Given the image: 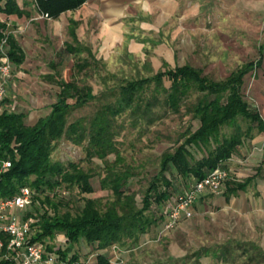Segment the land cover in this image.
Masks as SVG:
<instances>
[{"label": "trees", "instance_id": "16d2710c", "mask_svg": "<svg viewBox=\"0 0 264 264\" xmlns=\"http://www.w3.org/2000/svg\"><path fill=\"white\" fill-rule=\"evenodd\" d=\"M23 2L24 5L32 4L38 12L58 17L64 11L79 8L86 0ZM0 13L22 15L26 10L21 8L18 0H0ZM6 26V20L0 17V41L1 29ZM9 44L12 62L21 64L25 57L22 47L11 35ZM67 50L76 55L82 51L80 47L71 45H67ZM259 50V62L250 61L224 79H211L203 73L202 68L190 63L173 67L164 62L154 75L127 80L116 89L104 90L100 95L93 91L91 85L80 83L74 73L69 80L58 75L55 79L60 87L57 100L50 112L34 124L26 121L25 112L11 110L5 97L4 108L0 113V158L11 159V166L0 174V199L12 196L21 187L28 186L33 191L31 208L35 197L62 183L69 187L76 185L83 192H92V175L79 162L53 159L56 142L65 137L82 145L88 158L96 156L108 161L107 156L116 152L117 163L122 158L117 137L123 127L117 120L118 116L128 112L132 122L141 119L153 121L155 107L159 104L172 112H180L183 106L186 107V112L191 113L199 124L194 129L190 124L185 138L172 150L163 152L159 170L145 189L140 202L134 193L129 192L127 172L111 170L110 167L101 179V185L113 191L114 199L106 205L105 210L97 207L96 199L86 197L82 209L75 214L70 211L59 213L58 209L53 214L48 213L47 209L34 213L27 208L20 212L23 217L36 218L32 224L33 241L44 242L46 238L51 239L58 234H63L67 239L68 246L65 248L48 243L44 257L53 252L58 264H88L75 248L77 243L85 240L93 248L101 250L97 254V264H112L108 253L113 244L123 246L130 242L136 243L142 234L158 223L159 218L166 216L162 209L176 194L190 186L195 178L204 177L215 167H228L227 160L240 149L244 140L251 137L254 130L264 131V119L258 106L249 102L244 93L246 75L262 61L264 41ZM89 55L95 57L91 51ZM89 66L91 61L87 56L78 57L74 71L81 72ZM165 80H169L170 85H166ZM153 82L155 91L149 93ZM194 92L199 94L196 101L192 102L190 97ZM107 94L115 96V99L103 103L99 113L87 122L84 118L69 121L73 108L102 96H106L107 100ZM226 127H229L228 131H225ZM233 183L231 192L245 185L241 181ZM60 203L53 205L58 207ZM259 251L264 254L262 247ZM5 252L6 245L0 250V264H17L13 259L3 257ZM204 255L222 257L227 261L233 254L228 245L212 253L208 249L199 250L194 254L196 264H201L200 258Z\"/></svg>", "mask_w": 264, "mask_h": 264}, {"label": "rangeland", "instance_id": "374dc122", "mask_svg": "<svg viewBox=\"0 0 264 264\" xmlns=\"http://www.w3.org/2000/svg\"><path fill=\"white\" fill-rule=\"evenodd\" d=\"M130 2L131 5L121 20L124 23V35L122 41L116 44L115 52L97 59L88 54L91 66L77 73L73 69L74 61H66L73 70L70 79L74 73L80 83L91 85L98 95L104 90L116 89L127 80L154 75L163 67L165 60L173 67L190 63L202 68L209 78L220 80L250 61L257 63L260 58L259 47L264 41V12L257 14L247 11L242 6L243 0ZM134 41L137 47H131L130 44ZM262 63L264 62L256 65L245 77L244 93L253 104H257L254 89L256 79L263 75ZM165 84L170 85V81L165 80ZM148 91H155L154 82ZM198 94L194 92L190 100L196 101ZM114 99L115 96L107 94V100L106 96H102L73 108L69 121L84 118L87 122L99 113L103 103ZM155 111L153 121L141 119L132 122L128 112L117 117L118 122L123 124L117 137L122 158L117 163L116 152L107 156L108 161L96 156L88 158L82 145L62 137L56 142L53 159L79 162L92 175L90 181L94 191L83 192L76 185L69 187L62 183L53 190H46L47 197L45 194L35 197L34 206L29 209L34 213L47 209L48 213L53 214L58 209L59 213L70 211L75 214L82 209L85 198L90 197L96 199L100 210H105L106 205L114 199L113 191L101 185V179L110 167L111 170L127 172L129 192L134 193L140 202L145 189L159 170L163 152L172 150L185 138L190 124L193 129L199 124L191 113L186 112L184 106L180 112H172L159 104ZM25 119L27 121V117ZM228 129L226 127L225 131ZM58 202H61L58 207L53 205ZM169 203L162 209L165 215ZM197 210L190 217H182L172 229L163 234H160V230L166 216L159 218L155 228L142 234L136 243L130 242L123 246L113 244L108 253L111 263L196 264L195 252L208 249L212 253L228 245L233 255L227 261L222 257L204 255L200 258L201 264H264V254L259 251L260 247L264 249L263 230L250 227V222L235 225L230 223L227 226L219 219L214 221L208 209ZM42 243L44 251L48 243L62 248L68 246L63 234L46 238ZM75 248L88 264H97V254L101 250L93 248L85 240L77 243ZM51 256L54 257L55 253L50 252L44 259Z\"/></svg>", "mask_w": 264, "mask_h": 264}, {"label": "crops", "instance_id": "0c3cea01", "mask_svg": "<svg viewBox=\"0 0 264 264\" xmlns=\"http://www.w3.org/2000/svg\"><path fill=\"white\" fill-rule=\"evenodd\" d=\"M18 1L26 13H0V17L7 22L10 35L25 54L21 64L13 63L7 83V106L11 110L25 112L27 122L34 124L50 112L57 100L60 87L56 77L62 75L66 80L70 79L73 70L67 60L75 63L78 57L88 56L89 51L96 59L105 58L116 51V44L122 41L124 35L121 20L131 0H86L79 8L50 18L41 17V12L32 4L24 5L23 0ZM243 2L242 6L247 11L264 12V0ZM67 45L78 46L82 51L76 55L67 50ZM130 45L137 47L135 41ZM164 62L169 64L167 60ZM254 91L256 105L264 119V70L263 75L256 79ZM226 164L230 175L221 191L207 190L202 193L191 206L190 215L183 217L194 215L197 209H208L214 221L221 220L227 226L250 222V227L264 232V131L254 130ZM237 181L245 183L244 187L231 192L233 182Z\"/></svg>", "mask_w": 264, "mask_h": 264}, {"label": "built area", "instance_id": "2783aa9c", "mask_svg": "<svg viewBox=\"0 0 264 264\" xmlns=\"http://www.w3.org/2000/svg\"><path fill=\"white\" fill-rule=\"evenodd\" d=\"M41 17L50 18L48 13H41ZM0 41V109L4 108V98L7 83L12 74L13 62L10 57L11 31L1 29ZM11 166V159L0 158V174ZM230 169L219 165L209 171L204 177L194 179L193 183L176 194L169 203L168 211L160 234L172 229L183 216H189L191 206L198 197L207 190L220 192L229 178ZM33 203V191L23 186L12 196L0 199V250L6 245V252L2 255L13 259L17 264H58L54 257L44 259V246L40 241L32 240V224L36 218L23 217L21 210H26Z\"/></svg>", "mask_w": 264, "mask_h": 264}, {"label": "bare ground", "instance_id": "6f19581e", "mask_svg": "<svg viewBox=\"0 0 264 264\" xmlns=\"http://www.w3.org/2000/svg\"><path fill=\"white\" fill-rule=\"evenodd\" d=\"M109 1V0H108ZM115 3V2H114ZM116 3H117V1H116ZM112 5H113V1H112ZM116 5V4H115Z\"/></svg>", "mask_w": 264, "mask_h": 264}]
</instances>
